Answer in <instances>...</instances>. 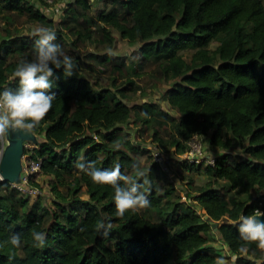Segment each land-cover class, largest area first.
Here are the masks:
<instances>
[{"label":"trees","instance_id":"trees-1","mask_svg":"<svg viewBox=\"0 0 264 264\" xmlns=\"http://www.w3.org/2000/svg\"><path fill=\"white\" fill-rule=\"evenodd\" d=\"M108 3L113 8L91 18L86 37H93L94 27L104 44H112L113 31H117L130 43H141L142 62L163 59L160 76L171 84L166 101L179 118L152 102L130 106L125 93L97 89L80 76L78 66L68 78L63 69L56 70L53 107L33 130L44 137L36 150V157L43 159L42 168L33 177H52L63 201L67 196L58 189L68 180L72 199L68 206L56 202L54 209L44 207L41 200L30 204L31 199L18 197L7 182L0 194V243L18 236L20 246L3 244L0 264H217L222 255L213 250L207 236L212 222L217 223L230 256L237 257L235 264H253L248 257L260 259L264 253L255 243L242 241L238 227L241 216L256 210L264 213V1ZM70 5L72 19L78 20L86 17L91 2L73 0ZM5 10L35 23H50L30 2L0 0V12ZM8 36L0 44V92L19 87L18 78L13 77L19 63L9 59L24 56L25 51L34 53L36 42V38L11 32ZM213 43H217L215 49L210 48ZM191 49L195 52L188 61L180 52ZM87 60L102 63L106 56L91 52ZM132 69L139 76V70ZM158 116L173 127L170 147L175 154L190 152L193 137L207 139L213 149L223 151L212 164L205 165L203 159L191 166L204 168L213 184L225 182L227 193L211 186L196 194L185 192L188 201H182L173 184L156 180L161 179L155 170L161 166L156 163L149 169V204L144 208L157 219L139 210L117 217L114 189L95 185L75 165L95 162L96 168L104 170L120 164L122 174L128 175L133 164H138L135 156L142 144L127 140L128 150L117 149L120 127L131 118L137 125L150 127ZM93 133L103 135L102 139L94 140ZM82 189L88 199L76 198ZM204 216L211 222L204 221ZM101 223L111 224L107 236L104 229L98 230ZM33 231L46 235L42 248L33 246Z\"/></svg>","mask_w":264,"mask_h":264},{"label":"rangeland","instance_id":"rangeland-1","mask_svg":"<svg viewBox=\"0 0 264 264\" xmlns=\"http://www.w3.org/2000/svg\"><path fill=\"white\" fill-rule=\"evenodd\" d=\"M23 2H30L32 6L42 10L50 23H35L34 21H31L28 16L11 13L8 10L0 12L1 45L4 43V39L9 37V32H11V35H21L23 37H33V39H38V37L32 35L33 31L40 27L49 28L56 34V40L54 43L59 44L63 52L71 57L74 65L79 67L80 76L89 79L97 89H110L115 93L121 90L126 94V99L130 106L152 102L158 104L164 112L179 118L178 113L166 101V92L171 87V84L160 76L159 65L163 62V59L157 58L142 62L140 58L141 43H130L128 40L121 38L117 31H113L115 40L112 44H104L101 34L95 30L94 27L93 37L90 39L86 37V34L90 32L88 26L91 24V18H96L102 10L109 11L113 8V6L108 3V0H90L91 7L86 13V17H81L78 20L72 19L69 11L70 7L73 6L70 5L73 0H54L53 3H47L44 0H23ZM80 33H82L81 36L79 35ZM216 46L217 43H213L210 48L215 49ZM91 52L106 56V61L102 63H89L87 56ZM194 52L195 51L191 49L182 51L180 54L189 61ZM33 54L32 51H25L24 56H12L9 60L12 63H20L22 60L31 61ZM121 64V71L119 72L118 66ZM132 68H137L139 70V76H134L135 73ZM127 79H129V81ZM131 81L134 83L130 84ZM124 126L120 127L123 131L121 130L118 133V141L120 142L119 148L128 150L126 148L127 140H130L135 144H142V148L135 158L140 169L147 173L148 181L149 169L152 166L157 165L152 156L151 148H156L157 145H159L163 149L165 155L172 157V159L167 164V170H161V167H158V165L156 166L155 170L158 175H161V179H156V177L155 179L162 180V182L167 184H173L174 187H176L177 195H179L181 199L185 192L196 194L202 189L211 186L219 192L224 193L226 191L227 193V190L223 189V187L227 185L225 182L220 181L218 185L213 184L211 182V176L204 168L197 169V167H192V163L184 160L183 155L175 154V149L170 147V133L173 131V127L161 116H158L150 127L137 125L134 118H131L128 124ZM156 134L157 136L155 138L154 136ZM38 135L41 136H38L39 141L36 143L41 144L44 137L43 134ZM96 135L97 139L95 140H99L100 137L102 139L103 137V135L100 134ZM203 143L205 145V165H207L209 164L207 158H213L215 154H221L223 151H215L209 145L207 139H203ZM60 150L61 149H58V151ZM208 151H211V156L207 155L209 154L207 153ZM196 165L197 164H195V166ZM128 175L135 176V173L131 171ZM69 183L70 182L66 180L65 186H60L58 189L59 192L68 198L63 201V199L59 198L57 191L54 189V179H50L48 176L43 177L40 180L43 196L31 199L30 204L41 200L40 202L44 207L51 209L55 208L56 202H62L66 205L71 201L69 199H72V196L69 193V188L67 187L69 186ZM149 183L144 184L142 188V191L145 193L148 190ZM18 197H21V195L18 194ZM242 197L244 198L246 196ZM76 198L88 199L85 189H82ZM195 208L198 209L197 206H195ZM61 210L62 206L57 209V212L61 213ZM139 211L143 214L149 215L153 220L157 219L156 216H152L153 214L151 212H146L145 208L139 209ZM203 220L211 222V219L207 216H204ZM222 222L223 221H220L219 225H221ZM207 236L213 250L217 253H223V256H220L219 258L223 259L224 264H235L237 257L230 256L231 254L228 251V247L224 246L225 244L221 241L217 230L212 228V230L207 233Z\"/></svg>","mask_w":264,"mask_h":264},{"label":"clouds","instance_id":"clouds-1","mask_svg":"<svg viewBox=\"0 0 264 264\" xmlns=\"http://www.w3.org/2000/svg\"><path fill=\"white\" fill-rule=\"evenodd\" d=\"M38 37L34 45V54L31 61L22 60L15 68L13 77L18 78L19 87L16 90L4 89L0 92V139L9 133L17 131L32 132L38 128L53 107L56 94L52 92L53 77L56 70L63 69L65 78L74 74L75 65L66 55L59 44L54 43L56 34L49 28L40 27L33 31ZM119 149L120 142L115 143ZM238 154H242L237 150ZM234 153V154H237ZM75 167L88 175L91 181L98 186H108L114 189V202L117 217L123 218L129 211L136 212L149 204L147 195L142 188L148 184L147 173L140 169L139 164H133L135 177L122 174L120 164L109 169H98L95 162H77ZM143 180V183L139 181ZM264 213L256 210L253 215L239 218L238 232L244 242L255 243L260 252L264 253ZM111 224H99L108 235ZM33 246L42 248L46 242L43 232H32ZM10 243L13 247L20 246V238L13 236L9 241L0 243V247ZM245 251V249H241ZM253 264H264V257L256 259L249 256ZM217 264H224L218 258Z\"/></svg>","mask_w":264,"mask_h":264},{"label":"built area","instance_id":"built-area-1","mask_svg":"<svg viewBox=\"0 0 264 264\" xmlns=\"http://www.w3.org/2000/svg\"><path fill=\"white\" fill-rule=\"evenodd\" d=\"M47 3H53L54 0H44ZM92 138L97 139L95 133L92 134ZM189 145L191 147L190 152L183 154L184 160L198 164L205 159V145L202 138L193 137ZM8 146L7 137L0 139V165ZM38 143L26 142L25 151L22 159L23 170L20 174V180L17 183H9L10 189L16 190L22 197L29 199H36L43 196V190L41 188L39 178H34V174L42 168L43 159L36 157V150L38 149ZM152 156L155 163L159 164L164 170L168 169V163L172 159L170 156H166L159 148H151ZM181 157V156H180ZM207 158V157H206ZM213 158H207L209 164L214 163ZM206 160V159H205ZM6 181L0 173V194L5 190ZM182 201H188L185 193L182 195Z\"/></svg>","mask_w":264,"mask_h":264},{"label":"water","instance_id":"water-1","mask_svg":"<svg viewBox=\"0 0 264 264\" xmlns=\"http://www.w3.org/2000/svg\"><path fill=\"white\" fill-rule=\"evenodd\" d=\"M8 146L3 156L0 173L8 183H17L23 170L22 159L25 151V143L38 141V136L32 132L17 131L7 136ZM264 218V217H262ZM212 227L217 230V223L212 222ZM230 254L232 253L229 251Z\"/></svg>","mask_w":264,"mask_h":264},{"label":"crops","instance_id":"crops-1","mask_svg":"<svg viewBox=\"0 0 264 264\" xmlns=\"http://www.w3.org/2000/svg\"><path fill=\"white\" fill-rule=\"evenodd\" d=\"M41 138V137H40ZM39 141V140H38ZM43 141H44V138H43ZM215 150V149H214ZM215 151H219V150H215ZM210 152L211 151H208L207 153H209V154H207L208 156L210 155L211 156V154H210ZM219 154H215L213 157H216V156H218ZM43 177H47V176H41L40 178H39V182H40V180L43 178ZM50 179H52L50 176H48ZM225 247H226V245H224ZM217 249V248H216ZM218 250H219V248H218ZM222 256H223V253H221V252H219Z\"/></svg>","mask_w":264,"mask_h":264}]
</instances>
